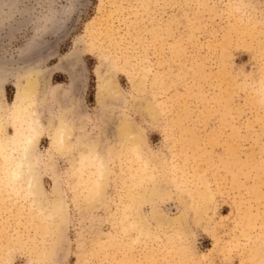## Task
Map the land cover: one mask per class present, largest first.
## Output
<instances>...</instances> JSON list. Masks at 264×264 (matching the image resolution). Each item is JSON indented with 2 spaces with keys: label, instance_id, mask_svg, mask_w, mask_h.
<instances>
[{
  "label": "rangeland",
  "instance_id": "374dc122",
  "mask_svg": "<svg viewBox=\"0 0 264 264\" xmlns=\"http://www.w3.org/2000/svg\"><path fill=\"white\" fill-rule=\"evenodd\" d=\"M0 264H264V0H0Z\"/></svg>",
  "mask_w": 264,
  "mask_h": 264
},
{
  "label": "bare ground",
  "instance_id": "6f19581e",
  "mask_svg": "<svg viewBox=\"0 0 264 264\" xmlns=\"http://www.w3.org/2000/svg\"><path fill=\"white\" fill-rule=\"evenodd\" d=\"M103 92L105 94H99L100 100L103 98V96L110 97V96L114 95L115 91H114L113 87L108 83L107 85L104 86ZM32 125H35V124H32ZM38 127H36V126L31 127V130H30L31 132H30L29 136L24 141V146H23V150H22V156H21V158L19 160V166L20 167L28 166L30 164L29 163V156H30V154L32 152V149H33L34 139L39 135ZM127 133H128V137L130 139L132 137H135L133 133H131V132H127ZM53 140H54L55 145L63 146V147L65 146L66 135H65L64 125H61V129L57 133L54 132ZM133 142L130 143V149H132L135 152V154H138V152L140 151V147H139L138 144L136 145V143H133ZM30 167H32V166H30ZM37 181L38 180L36 179V177H35V175L33 173L32 182H31V186H32L33 189H34L35 186L37 187V184H38ZM61 206H62V202L60 201V203H57V205L55 207V210L58 211L59 209H62Z\"/></svg>",
  "mask_w": 264,
  "mask_h": 264
}]
</instances>
